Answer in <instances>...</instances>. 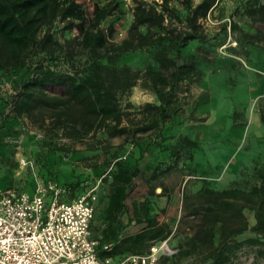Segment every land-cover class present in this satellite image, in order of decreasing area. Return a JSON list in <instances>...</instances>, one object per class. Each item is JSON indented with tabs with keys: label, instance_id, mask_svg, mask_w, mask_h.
<instances>
[{
	"label": "trees",
	"instance_id": "1",
	"mask_svg": "<svg viewBox=\"0 0 264 264\" xmlns=\"http://www.w3.org/2000/svg\"><path fill=\"white\" fill-rule=\"evenodd\" d=\"M219 1L130 0L128 5L126 0H89L85 5L78 0H0V76L11 78L13 89L1 100L0 168L18 167V139L26 125L45 133L34 159L44 169L39 174L43 178L57 176L48 158L65 159L71 152L58 145L59 139H96L89 148H103L109 155L103 165H94L101 173L68 186L72 196L98 181L109 186L100 225L91 226L101 258L146 254L173 232L170 224L158 221L150 199L134 201L131 209L127 201L146 170L151 171L150 184L181 164L190 178L197 177L189 166L197 143L188 134L166 135L165 128L185 113L184 94L203 79L196 50H210L211 38L201 21ZM243 8L252 20L264 21L261 0H247ZM129 13L126 37L118 42L117 26ZM74 29L79 34L68 36ZM251 39L264 44V33L257 31ZM141 56L147 59L142 67L126 61ZM138 85L151 91L156 101L135 108L128 97ZM118 137L123 142L109 151L105 143ZM127 145L137 149L135 161L121 156ZM152 146L159 152L157 161L144 170L140 160ZM251 177L244 185L235 181L217 187L210 176L202 175L199 183H189V191L183 189L184 218H189L192 234L188 252L181 254H189L190 264H229L245 246L258 247L264 257V163L255 164ZM4 183L14 187L12 181ZM155 190L150 186L149 194ZM167 194L162 187L160 195ZM247 210L255 217L253 226ZM127 212L131 222L142 226L135 234L123 235L130 222L129 217L125 224ZM249 231L255 236L239 239ZM105 244H112V250H104Z\"/></svg>",
	"mask_w": 264,
	"mask_h": 264
},
{
	"label": "rangeland",
	"instance_id": "2",
	"mask_svg": "<svg viewBox=\"0 0 264 264\" xmlns=\"http://www.w3.org/2000/svg\"><path fill=\"white\" fill-rule=\"evenodd\" d=\"M78 1L89 5V0ZM126 1L129 5L130 0ZM201 1L194 0V3L198 4ZM246 2L247 0H220L213 13L201 21L211 38V47L207 52L196 50L194 47L192 49L196 50L202 60L203 79L191 86L190 93L188 90V94H184L185 113L167 124L165 128L166 135L188 134L197 143L198 146L194 148V159L189 161V166L195 170L197 177L190 178L188 169L181 164L179 168H174L150 184L147 179L151 171L146 169L156 163L159 153L157 147L152 146L140 160V166L147 174L136 179L137 187L127 201L131 209L134 201L150 199L152 207L159 213L160 221L170 224L175 233L192 234L189 218H184L182 196L184 188L189 191V183H199V177L205 175L210 176L217 187H226L235 181L244 185L248 179H252L255 164L264 163V44L251 41L252 35L257 31L264 33V21L252 20L243 13ZM261 2L264 3V0ZM130 20L129 13L127 18L118 24L116 41L119 42L126 37ZM232 25L235 28H232ZM78 34V30L74 29L68 36L75 37ZM146 60L142 56L126 59L135 67H142ZM62 66L64 69L67 68L66 64H61ZM14 78L15 76L12 77ZM12 90L11 78L0 76V110L1 100L7 98ZM128 98L135 108L156 101V96L141 85L134 87ZM44 136L45 133L40 129L31 125L25 126V132L18 139L20 146L15 155L19 165L13 170L1 166L0 187L5 188L7 185L4 182L12 181L14 184L10 186L19 188L21 185L19 176H24L25 173L26 179L35 184L33 174H28L26 168L20 167V159L34 161L41 151L38 141ZM97 137L104 140L102 133ZM143 137L145 141H151L150 136ZM95 141L96 139L73 143L65 138L59 139L58 145L68 146L71 152L65 159L59 160L50 155L51 157L46 160L51 171H57L54 179L69 187L68 184L77 179L94 175L97 177L102 170H95L94 165L100 167L108 160L109 155L103 148L97 151L90 149L89 146ZM122 142L123 138L118 137L105 144L111 148L109 151H113ZM125 150L121 156H127L131 161L139 157L136 148L127 145ZM54 159L58 160L57 164ZM35 167L38 174L44 170L39 163H35ZM150 186L156 189V194H149ZM162 187L167 188V195H160ZM108 193L109 186L100 183L93 219L94 227L100 225L99 218L106 207ZM246 215L250 226H253L255 224L253 213L247 210ZM129 217L126 233L140 231L141 225H132L131 212H127L125 220ZM254 236L255 234L249 231L239 239ZM258 251V247L245 246L229 264H264V257L259 256Z\"/></svg>",
	"mask_w": 264,
	"mask_h": 264
},
{
	"label": "built area",
	"instance_id": "3",
	"mask_svg": "<svg viewBox=\"0 0 264 264\" xmlns=\"http://www.w3.org/2000/svg\"><path fill=\"white\" fill-rule=\"evenodd\" d=\"M20 167L35 184L32 191L0 187V264H157L173 254L164 240L146 254L101 258L91 230L101 181L72 196L58 180L40 176L33 160L20 159Z\"/></svg>",
	"mask_w": 264,
	"mask_h": 264
},
{
	"label": "crops",
	"instance_id": "4",
	"mask_svg": "<svg viewBox=\"0 0 264 264\" xmlns=\"http://www.w3.org/2000/svg\"><path fill=\"white\" fill-rule=\"evenodd\" d=\"M30 174V173H28ZM26 175V173H25ZM25 175L19 176V181L21 183L19 189L26 190V191H32V188L34 184H32V181L29 179L27 180ZM19 185V184H18ZM158 221L160 223H163L160 221V218L158 217ZM95 223V221H94ZM127 221L125 220V224ZM136 224V221L132 222V225ZM91 226L93 228V221L91 223ZM103 227V226H102ZM128 227H126L125 232L123 235H126V230ZM131 234V233H130ZM135 234V233H132ZM93 235V230H92ZM168 244L170 248L174 251L173 254L168 255L164 254L161 256L160 261L157 264H190L192 262V259H189V254L186 256H183L181 253L184 251L188 252L189 250V233H182V232H172L169 236Z\"/></svg>",
	"mask_w": 264,
	"mask_h": 264
}]
</instances>
